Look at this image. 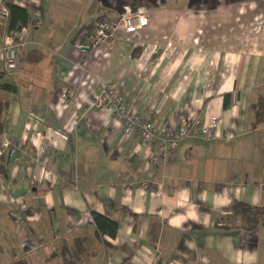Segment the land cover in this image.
I'll return each instance as SVG.
<instances>
[{
    "label": "crops",
    "instance_id": "obj_1",
    "mask_svg": "<svg viewBox=\"0 0 264 264\" xmlns=\"http://www.w3.org/2000/svg\"><path fill=\"white\" fill-rule=\"evenodd\" d=\"M8 5L30 24L16 74L0 69L4 132L27 141L0 164V264H69L80 241L76 264H264V228L224 221L234 203L264 206V126L252 129L251 109L264 97V0ZM137 15L149 26L91 51L98 20ZM103 85L163 134L214 120L216 137L148 155L101 105ZM94 214L119 222L115 239L97 237Z\"/></svg>",
    "mask_w": 264,
    "mask_h": 264
},
{
    "label": "built area",
    "instance_id": "obj_2",
    "mask_svg": "<svg viewBox=\"0 0 264 264\" xmlns=\"http://www.w3.org/2000/svg\"><path fill=\"white\" fill-rule=\"evenodd\" d=\"M11 0H0V32L6 27L10 18L8 3ZM149 26V20L144 15L124 17L118 21H105L97 24L93 35L87 36L92 51L106 50L109 48L114 34L124 31L127 34H134ZM29 45V34L27 29L6 31L0 36V69L9 78L13 77L19 69L21 56ZM67 99V94L63 96ZM101 105H105L114 114L119 124L123 127V134L126 138L137 135L149 155L152 147L158 145V153H175L178 151L181 142L186 139L213 140L216 137L218 123L214 120L200 123L192 121L183 124L173 134L161 133L155 124L143 119L140 115L132 113L130 108L124 104L116 86L103 85L99 92ZM27 138L14 139L10 133L3 132L0 135V164L6 157H19L26 145ZM47 143L38 152L39 163L49 155ZM152 152L150 158H156ZM147 188V186H145Z\"/></svg>",
    "mask_w": 264,
    "mask_h": 264
},
{
    "label": "trees",
    "instance_id": "obj_3",
    "mask_svg": "<svg viewBox=\"0 0 264 264\" xmlns=\"http://www.w3.org/2000/svg\"><path fill=\"white\" fill-rule=\"evenodd\" d=\"M10 12V28L11 31L17 29H26L30 24V17L27 11L21 9L16 6L8 5ZM105 21H113V20H98L91 29L87 32V36L93 35L96 29L97 24ZM118 21V20H116ZM92 51V50H91ZM93 52V51H92ZM229 107V99L228 97L225 100V108ZM254 114V121L252 123V129L256 130L259 127L264 126V97L260 98L256 105L252 108ZM5 114H6V106L3 102L0 101V135L5 130ZM3 161V159H2ZM238 219L242 220V228L247 232L256 231L258 228H264V206L263 207H255L246 203H234L230 207L226 209V217H225V227H233L234 223ZM93 221L95 224V228L97 231V237L101 240L106 238L115 239L119 232V222L115 220L108 219L104 216L94 214ZM233 229V228H230ZM85 242L80 241L76 244L75 254L71 258V261H66L69 264H76L77 260L82 254L85 253ZM75 260V261H74Z\"/></svg>",
    "mask_w": 264,
    "mask_h": 264
}]
</instances>
